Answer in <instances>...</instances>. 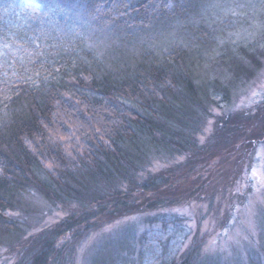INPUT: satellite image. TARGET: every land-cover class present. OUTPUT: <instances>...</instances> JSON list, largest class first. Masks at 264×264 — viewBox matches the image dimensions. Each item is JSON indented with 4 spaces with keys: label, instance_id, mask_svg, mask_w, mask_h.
I'll return each instance as SVG.
<instances>
[{
    "label": "trees",
    "instance_id": "16d2710c",
    "mask_svg": "<svg viewBox=\"0 0 264 264\" xmlns=\"http://www.w3.org/2000/svg\"><path fill=\"white\" fill-rule=\"evenodd\" d=\"M242 2L0 0V17L12 4H20L55 20L54 28L81 31L91 43L82 50L84 40L63 43L49 55L56 58L54 63L27 62L29 75L39 73L36 79L18 76L0 82L1 241L20 240L22 229L10 214L33 207L25 195L34 190L51 206L75 203L81 211L49 233L56 241L64 231L83 238L115 218L195 198L211 207V193L222 176L229 177L232 168L233 174H241L264 141V103L254 111L220 116L202 147L193 136L211 105L229 104L263 68L264 46L253 43L222 53L223 39L242 17L237 8ZM211 68L232 82L211 91ZM135 145L144 150L133 165L129 161ZM162 152L190 155L138 182L136 165ZM217 157L219 167L227 165L230 171L212 179L211 162ZM123 165L127 174H121L126 172ZM121 179L128 181L127 191L116 187ZM238 181L239 176L233 177L230 189ZM224 185L223 193H231ZM148 221L167 222L159 214ZM14 232L20 233L11 240ZM52 242L43 240L29 249L34 264L49 257ZM131 244L127 256H119L114 264L135 262L134 239ZM201 244L196 241L171 261L162 254L161 260L200 264Z\"/></svg>",
    "mask_w": 264,
    "mask_h": 264
},
{
    "label": "rangeland",
    "instance_id": "374dc122",
    "mask_svg": "<svg viewBox=\"0 0 264 264\" xmlns=\"http://www.w3.org/2000/svg\"><path fill=\"white\" fill-rule=\"evenodd\" d=\"M237 8L242 9L243 14L238 24V20L234 22V31L223 39L222 53H234L242 46H264V0H243ZM211 13L214 15L216 10H211ZM54 21L52 18L39 17L20 4L14 3L4 10L0 17V82L18 76L38 78L39 73L29 75L30 69L26 63L35 61L43 66L46 62H56V58L53 60L49 55H55V49L62 47L63 43L76 42L75 45H78L79 41L84 40L86 44H82V41L81 50L91 45L81 31L74 34L71 29L68 31L62 26L54 28ZM228 65L230 68L231 64ZM262 67L250 84L232 96L229 104L209 107L208 114L193 134L198 147L204 146L212 135L220 116L233 111H254L256 106L264 103V59ZM215 72L216 68H211V91L220 84L226 85L227 80L232 82L230 78L217 77ZM253 92L258 95L253 97ZM142 146L131 148L136 152L133 154L131 151L129 162L133 165L135 161H140L137 158L138 153L144 150ZM189 155L188 152L153 155L144 165L140 162L136 165V179L141 182L150 173L156 174L185 162ZM220 159L217 157L211 162L212 179L218 178L224 171H230L227 165L219 167ZM108 167L110 172L115 171L110 165ZM243 167L241 174H233L232 168L229 177L222 176L219 188H214L216 191L211 193V207L207 202L195 198L155 211L115 218L102 223L98 230L92 229L83 238L76 239L64 231L63 236L56 241L49 233L59 224L67 222L72 215H81L78 205L67 203L51 206L34 190L32 194L25 195L26 202H31L33 207L20 208L10 214L12 220L18 222V228L22 229L21 238L18 242L0 239V264H34L33 255L27 252L43 240H53V250L42 264H114L119 256H127L132 239L135 243V262L132 264H163L162 254L171 261L172 255L179 257L185 254L196 241L202 242L197 256L200 264H264V184L259 182L264 180V141L257 145L251 161ZM253 169L256 170V179L252 178ZM122 170L126 172L121 174L129 172L127 167ZM235 176H239V181L230 189V181ZM223 183L224 187L228 185L232 195L223 193ZM116 187L127 191L128 181L121 179ZM157 214L164 217L166 225L148 221ZM19 233L14 232L9 238L14 240Z\"/></svg>",
    "mask_w": 264,
    "mask_h": 264
},
{
    "label": "snow or ice",
    "instance_id": "6c2138e0",
    "mask_svg": "<svg viewBox=\"0 0 264 264\" xmlns=\"http://www.w3.org/2000/svg\"><path fill=\"white\" fill-rule=\"evenodd\" d=\"M257 95H258V93L253 92V97H255V96H257ZM256 177H257L256 170L253 169V170H252V178H253V179H256ZM259 182H260L261 184H264V180H260ZM206 251H207V249H206Z\"/></svg>",
    "mask_w": 264,
    "mask_h": 264
}]
</instances>
